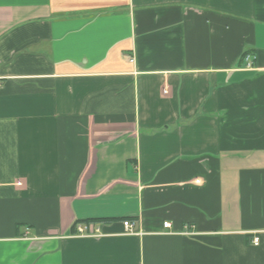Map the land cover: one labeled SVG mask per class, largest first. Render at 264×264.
I'll return each instance as SVG.
<instances>
[{
    "label": "crops",
    "instance_id": "obj_1",
    "mask_svg": "<svg viewBox=\"0 0 264 264\" xmlns=\"http://www.w3.org/2000/svg\"><path fill=\"white\" fill-rule=\"evenodd\" d=\"M0 264H264V0H0Z\"/></svg>",
    "mask_w": 264,
    "mask_h": 264
},
{
    "label": "built area",
    "instance_id": "obj_2",
    "mask_svg": "<svg viewBox=\"0 0 264 264\" xmlns=\"http://www.w3.org/2000/svg\"><path fill=\"white\" fill-rule=\"evenodd\" d=\"M128 230L131 232L132 228H133V225L130 223V222H125L124 224ZM170 227V224L169 223H166L165 224V228H168ZM79 231L81 234H84L86 231H90L91 234H95V233H98V230L97 231H94V227L91 226V225H80L79 226ZM256 245L258 244V241L256 240Z\"/></svg>",
    "mask_w": 264,
    "mask_h": 264
}]
</instances>
